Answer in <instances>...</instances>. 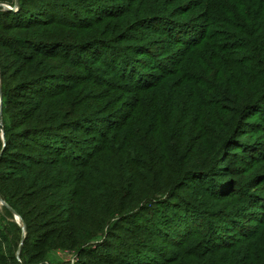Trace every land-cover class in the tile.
<instances>
[{
  "label": "trees",
  "instance_id": "16d2710c",
  "mask_svg": "<svg viewBox=\"0 0 264 264\" xmlns=\"http://www.w3.org/2000/svg\"><path fill=\"white\" fill-rule=\"evenodd\" d=\"M116 1L0 0V198L19 218L0 264H264V140L247 139L264 128V0H186L184 22ZM134 26L177 46L173 69L81 67Z\"/></svg>",
  "mask_w": 264,
  "mask_h": 264
},
{
  "label": "rangeland",
  "instance_id": "374dc122",
  "mask_svg": "<svg viewBox=\"0 0 264 264\" xmlns=\"http://www.w3.org/2000/svg\"><path fill=\"white\" fill-rule=\"evenodd\" d=\"M125 1L126 0L116 1L115 4L116 5H123L125 3ZM128 1H129L128 2L129 6L133 8L131 14L137 15L138 17H142V18L145 16H148L146 14L147 11L152 10V9H158V11L161 9H167L168 11H170V15L173 16L177 13H182V11H184V9H186V7L191 8L189 5L186 4V0H128ZM3 8L6 10H12V11L14 10L12 8L5 7V6ZM81 13H85V12L83 11ZM188 15L189 14H183L180 16H173V19L171 21H173V22H176V21L177 22H184L185 17L189 18ZM130 18H132V17H130ZM124 23H125V21H124ZM152 24L153 23L148 24V22H147V24H143L145 26H142L140 28V30H145L149 26L151 27ZM204 26L206 27L205 24H204ZM205 27L203 28L200 25H198V28L202 31L203 34L205 33V35L210 34L214 29L211 26H209L208 28H205ZM115 29H118V24L115 27ZM138 32H139V30H138L137 26H134V29L130 30V32H128V34H126V37L124 39H122V37H121L118 40H115L117 38H114V40H111L109 42L108 46H99L98 48H91L90 50H86V52H81L79 54V57L82 60V65H83L81 67L82 68L83 67H92L91 71H93L94 73L106 74V72L105 73L100 72V69H102L104 67V65H102L100 63L96 64L98 59L105 57L108 60V63L110 64V66L108 65L109 68H107L105 71H109L110 68L116 69L114 67V64L111 61L114 62V61L118 60V58H120V57L127 59L129 56L130 59H133V62H134L132 64L133 69H136V71H138V72L139 71H146V72H148L147 74L157 75L160 72H162V69L157 68V66L153 63L152 58H150V56L148 55V54H150L151 56H154L155 58H158L161 60V62L163 63L162 65L164 66L163 68L173 69L175 67V65L172 64L170 61H174L175 57H173V55L176 56L177 59H179L180 55H178L176 53L171 54V52H172V48L177 47V46H175L171 41L165 42V44H163L162 37L159 36L158 34L152 32V31H146V32L141 31V33L140 32L138 33ZM106 33L107 32H104V34L107 37V40L111 39L113 37V34H110V33L106 34ZM138 37H140V38H138ZM142 39H144V40H142ZM132 41H135V42H132ZM139 43H141V44H139ZM141 45L150 46L148 49V52H144V53L136 52V51H138L136 49H141V47H142ZM145 53H146V55H145ZM108 56H110V58H107ZM141 63L145 64L146 66L148 65L149 69L145 70L144 69L145 65L141 66L140 65ZM91 65H93V66H91ZM229 67H232V65H229ZM117 70H119V68L116 69V71ZM62 71H63V68L61 69V72ZM67 71L76 72L77 69L69 68V69H67ZM113 71L114 70L109 71L111 75H113L112 74ZM79 72H80V70H79ZM130 73H131V69H130ZM228 75L233 76L231 74H228ZM106 77L108 78L109 76L108 75L102 76V78L105 79V81H107ZM140 78L141 77H139V76L135 77V81L137 82L135 84H139L138 82H140ZM141 79H143L144 81H150L151 80V78H149V77H142ZM109 81H110L109 86L111 87L110 93L113 96L118 95V97H123L122 101L120 103L124 106L123 107L124 111H127L129 109L128 108L129 106H131V109H132V107L135 105V103H134L135 96L123 95V92L122 93L120 92L121 86L123 85V81H120L119 78H116V77L115 78H109ZM52 83L53 82H50L49 85H51ZM1 105H2V98H1V80H0V111H1ZM117 109H118V106L113 107V108H111V110H109L107 112V114L113 113V111H116ZM131 109H129V111ZM247 115L249 116V119H247V120H253L254 119L253 121H259L257 116L256 117H252V116L250 117V115H255L254 112H248L246 114V116ZM256 127H259V125H257ZM251 128H253V127H250V129ZM75 133H78V132H75ZM247 139H249L248 140L249 142L264 140V128H261L260 132H258V133L249 134ZM242 166H243L242 169L245 171L242 173V175L243 176L248 175V172H247L248 167L244 164ZM252 169H256V166L252 167ZM261 185H263V184H261ZM248 189L251 191L250 193H254L256 191V188H253V187H250ZM260 192L264 196V191H260ZM5 206H6V204L0 198V231L3 234H6V229H7V224H6L5 220H10V221H14L16 223H19V219H17L15 215L12 214V217H9L6 214V212L3 209ZM249 225H250L249 229H251V230H254V229L257 230V228H258V223L250 222ZM61 258H64V257H61Z\"/></svg>",
  "mask_w": 264,
  "mask_h": 264
},
{
  "label": "water",
  "instance_id": "95a60500",
  "mask_svg": "<svg viewBox=\"0 0 264 264\" xmlns=\"http://www.w3.org/2000/svg\"><path fill=\"white\" fill-rule=\"evenodd\" d=\"M17 5H18V3L16 2V6H17ZM15 216H16V215H15ZM16 218L19 219L18 216H16Z\"/></svg>",
  "mask_w": 264,
  "mask_h": 264
}]
</instances>
